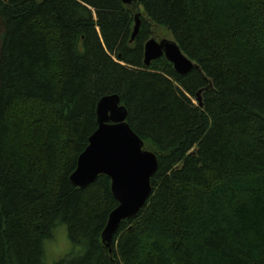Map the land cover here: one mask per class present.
Returning a JSON list of instances; mask_svg holds the SVG:
<instances>
[{
    "label": "trees",
    "instance_id": "obj_1",
    "mask_svg": "<svg viewBox=\"0 0 264 264\" xmlns=\"http://www.w3.org/2000/svg\"><path fill=\"white\" fill-rule=\"evenodd\" d=\"M151 24L196 67L145 65ZM112 93L158 166L109 251L110 178L69 176ZM60 215L78 264H264V0H0V264H39Z\"/></svg>",
    "mask_w": 264,
    "mask_h": 264
},
{
    "label": "water",
    "instance_id": "obj_2",
    "mask_svg": "<svg viewBox=\"0 0 264 264\" xmlns=\"http://www.w3.org/2000/svg\"><path fill=\"white\" fill-rule=\"evenodd\" d=\"M132 4L133 0H122ZM141 12L134 15L131 40L140 27ZM145 65L164 56L173 64L179 74H185L193 67L192 61L173 38H148L144 43ZM199 90L197 92L201 105ZM97 128L88 138V144L77 158V165L69 180L77 187L84 188L92 183L99 174L110 178V188L118 201L109 213L101 233L102 242L109 247L120 222L138 213L151 193L150 179L155 173L158 161L153 151L144 148L142 138L127 122V109L120 103L116 93L106 94L96 104Z\"/></svg>",
    "mask_w": 264,
    "mask_h": 264
},
{
    "label": "clouds",
    "instance_id": "obj_3",
    "mask_svg": "<svg viewBox=\"0 0 264 264\" xmlns=\"http://www.w3.org/2000/svg\"><path fill=\"white\" fill-rule=\"evenodd\" d=\"M39 247V264H78L89 252V240L84 235L74 238L71 225L60 215L40 236Z\"/></svg>",
    "mask_w": 264,
    "mask_h": 264
},
{
    "label": "rangeland",
    "instance_id": "obj_4",
    "mask_svg": "<svg viewBox=\"0 0 264 264\" xmlns=\"http://www.w3.org/2000/svg\"><path fill=\"white\" fill-rule=\"evenodd\" d=\"M151 29H152L151 37H154L157 40L161 38H172L170 32L165 27L155 26L151 24ZM193 101L196 102L195 99H193Z\"/></svg>",
    "mask_w": 264,
    "mask_h": 264
}]
</instances>
